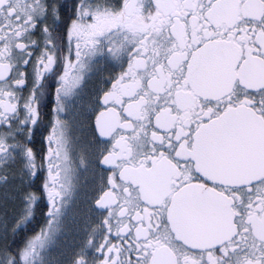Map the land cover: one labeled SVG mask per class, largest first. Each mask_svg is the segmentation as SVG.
Returning a JSON list of instances; mask_svg holds the SVG:
<instances>
[{"label": "snow or ice", "instance_id": "obj_1", "mask_svg": "<svg viewBox=\"0 0 264 264\" xmlns=\"http://www.w3.org/2000/svg\"><path fill=\"white\" fill-rule=\"evenodd\" d=\"M0 264H264V0H0Z\"/></svg>", "mask_w": 264, "mask_h": 264}]
</instances>
